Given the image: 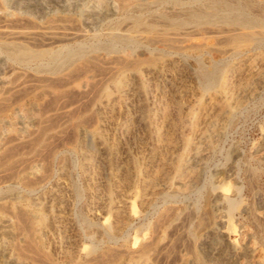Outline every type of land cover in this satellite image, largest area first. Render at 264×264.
I'll return each instance as SVG.
<instances>
[{
  "label": "rangeland",
  "instance_id": "1",
  "mask_svg": "<svg viewBox=\"0 0 264 264\" xmlns=\"http://www.w3.org/2000/svg\"><path fill=\"white\" fill-rule=\"evenodd\" d=\"M0 18L6 49L83 52L55 72L0 53V264H264V0H0Z\"/></svg>",
  "mask_w": 264,
  "mask_h": 264
},
{
  "label": "bare ground",
  "instance_id": "2",
  "mask_svg": "<svg viewBox=\"0 0 264 264\" xmlns=\"http://www.w3.org/2000/svg\"><path fill=\"white\" fill-rule=\"evenodd\" d=\"M174 1V0H173ZM227 1V0H226ZM232 1V0H231ZM108 2V1H107ZM121 2V1H120ZM134 2V1H133ZM166 2V1H165ZM234 2V1H233ZM111 3V2H110ZM118 3V2H117ZM124 3V2H123ZM84 4H86V3H84ZM119 5V4H118ZM125 5H127V4H125ZM85 6V5H84ZM95 6V5H94ZM110 6H111V4H110ZM121 6V5H120ZM97 8V7H96ZM111 8V7H110ZM111 10V9H110ZM113 10V9H112ZM132 11V10H131ZM213 11V10H212ZM215 11H217V10H215ZM149 12V11H148ZM254 12V11H253ZM103 13V12H102ZM127 13V12H126ZM124 14V13H123ZM135 14V13H134ZM95 15H96V13H95ZM87 16V15H86ZM99 16V15H98ZM97 16V17H98ZM100 17V16H99ZM106 17V16H105ZM125 17V16H124ZM56 18H58V17H56ZM68 18V17H67ZM70 18V17H69ZM59 19V18H58ZM66 19V18H65ZM65 19H64V21H65ZM216 19H220L219 17H216V16H214V15H200V14H197V13H195V12H192V13H189L188 15H187V17H186V20L187 21H194V22H210V21H213V20H216ZM0 20H1V18H0ZM7 20H9V19H7ZM50 20V22L52 21V22H56V21H53L54 19H49ZM49 20H47V21H49ZM63 20V19H62ZM62 20H60L61 22H63ZM68 20V19H67ZM109 20V19H108ZM132 20V19H131ZM221 20L222 21H228V22H237V19L236 18H234V17H226V16H223V17H221ZM19 21V20H18ZM18 21H16L17 22V24H15V26H17V27H21V25H19L18 23ZM21 21V20H20ZM25 21H27V20H25ZM29 21V20H28ZM46 21V22H47ZM68 21H70V20H68ZM15 22V23H16ZM30 22V21H29ZM103 23L105 22V21H102ZM102 22H100V23H102ZM13 24H14V22H12ZM11 23V24H12ZM10 24V25H11ZM12 24V25H13ZM30 23H28V25H29ZM33 23H31V25H32ZM75 24V26H76V24H77V22H75L74 23ZM24 25H25V23H24ZM26 25H27V23H26ZM27 25V26H28ZM33 25H35V24H33ZM8 26V25H7ZM14 26V27H15ZM30 26V25H29ZM67 26V25H66ZM75 26H73V27H75ZM77 26H79V25H77ZM120 26H122V25H120ZM1 27H3V26H1ZM6 27V26H5ZM8 27H10V26H8ZM33 27V26H32ZM31 27V28H32ZM37 27V26H36ZM35 27V28H36ZM39 27V26H38ZM50 27V26H49ZM52 27V26H51ZM23 28H24V26H23ZM22 28V29H23ZM30 28V27H29ZM30 28V29H31ZM55 29L57 28V29H59L57 26L56 27H54ZM222 28H224V27H222ZM62 29V28H61ZM61 29L59 30V31H61ZM96 29H99V28H96ZM204 30H205V28H203ZM208 29V28H207ZM221 29V28H220ZM226 29V28H225ZM76 30V29H75ZM101 30V29H100ZM209 30H211L210 28H209ZM232 30V29H231ZM237 30V29H236ZM9 31V30H8ZM20 31H21V29H20ZM58 31V32H59ZM63 31V30H62ZM65 31V30H64ZM107 31V30H106ZM211 31H213V29L211 30ZM224 31V30H223ZM233 31V30H232ZM232 31H229L228 30V32L230 33V32H232ZM3 32V31H2ZM7 32V31H6ZM57 32V33H58ZM86 32V31H85ZM218 31H213L212 33H215V35L216 34H218L217 33ZM227 32V33H228ZM236 32V31H235ZM237 32H239V31H237ZM4 33H5V30H4ZM14 33V32H13ZM17 33V32H16ZM56 33V32H55ZM56 33V34H57ZM61 33V32H60ZM59 33V35H61ZM81 33H83V32H80V34ZM233 33V32H232ZM2 34V33H1ZM39 34V33H38ZM220 34V33H219ZM65 35V34H64ZM66 35H68V33H66ZM74 35H76V33H74ZM194 35H196V34H194ZM152 36V35H151ZM18 37H20V36H18ZM82 37V36H81ZM118 37V36H117ZM125 37V36H124ZM238 37L239 36H237L236 34H233V35H231V39L233 40V41H235V42H238L239 41V39H238ZM80 38V37H79ZM123 38V37H122ZM128 38V37H127ZM196 38H198V37H196ZM200 38V37H199ZM201 38H202V36H201ZM205 37L203 36V40L205 41V39H204ZM211 38V37H210ZM10 39V38H9ZM19 39V38H18ZM21 39H22V37H21ZM27 39V38H26ZM48 38H46V40H47ZM53 39V38H52ZM106 39V38H105ZM110 39V38H109ZM142 39V38H141ZM49 40V39H48ZM103 40V39H102ZM107 40V39H106ZM105 40V41H106ZM98 41V40H97ZM152 41V40H151ZM161 41V40H160ZM216 41V40H215ZM214 41V42H215ZM228 41V40H227ZM1 42H4V41H1ZM40 42V41H39ZM38 42V44L40 45L41 43H39ZM54 42H57V41H54ZM99 42V41H98ZM184 42H185V40H184ZM203 42V41H202ZM220 43L219 42V39L216 41V43ZM111 43V42H110ZM117 43V42H116ZM115 43V44H116ZM124 43V42H123ZM153 43H154V41H153ZM174 43V42H173ZM37 44V45H38ZM81 44V43H80ZM157 44H158V42H157ZM203 44V43H202ZM226 44V43H225ZM32 45V44H31ZM42 45V44H41ZM149 45V44H148ZM192 45V44H191ZM34 46V45H33ZM36 46V45H35ZM82 46V45H81ZM108 46V45H107ZM116 46V45H115ZM160 46V45H159ZM37 47V46H36ZM111 47H113V44H112V46ZM124 47V46H123ZM136 47V46H135ZM172 47V46H171ZM87 48V47H86ZM108 48H110L109 46H108ZM134 48V47H133ZM141 48V47H140ZM154 48V47H153ZM159 48V47H158ZM161 48V47H160ZM170 48V47H169ZM178 48V47H177ZM63 49L64 50H57V51H51V50H47V49H45V50H43V49H39V50H32V49H30L26 44H22V43H20V44H17L16 46H13V47H9V48H4L1 44H0V53H4V56L6 57V59H8V60H10L11 62H15V63H20V64H23L24 66H30V64L33 62V61H36L40 66H44V67H48V70H50V72H55L56 71V67H60L61 65H64L65 63H68L69 62V60H71V59H73V60H76V59H79V58H81V56L83 55V52H82V50H81V48L79 47V46H77V47H63ZM83 49H84V47H83ZM112 49V48H111ZM124 48H122L121 47V50H123ZM126 49V48H125ZM116 50V49H115ZM215 50V49H214ZM117 51V50H116ZM160 51H161V49H160ZM217 51V50H216ZM111 52H112V50H111ZM169 52V51H168ZM247 52V51H246ZM114 53V52H113ZM223 53V52H222ZM221 52H220V54H222ZM129 54V53H128ZM144 54V53H143ZM140 55V54H139ZM146 55V54H145ZM223 55V54H222ZM102 56V55H101ZM101 56H99V57H101ZM117 56V55H116ZM219 56V55H218ZM98 57V58H99ZM114 56H112V58H113ZM93 58V57H92ZM183 58V57H182ZM101 60H102V58H100ZM115 59V58H114ZM181 59V58H180ZM139 60V59H138ZM137 60V61H138ZM145 60V59H144ZM143 60V61H144ZM184 60V59H183ZM201 60V59H200ZM215 60V59H214ZM218 60V59H217ZM86 61V60H85ZM99 61V60H98ZM104 61V60H103ZM103 61H101V63L103 62ZM106 61H108V60H106ZM111 60H109V62H110ZM113 61V60H112ZM116 61V60H115ZM120 61V60H119ZM125 61H127L126 59H125ZM140 61V60H139ZM146 61V60H145ZM213 61V60H212ZM136 62V61H135ZM141 62H142V60H141ZM148 62H150L149 60H148ZM216 62V61H215ZM219 62H221V61H219ZM113 63V62H112ZM111 63V64H112ZM128 63V62H127ZM171 63V62H170ZM189 63V62H188ZM89 64H91V63H89ZM93 64V63H92ZM104 64H108V62H104ZM119 64V63H118ZM129 64V63H128ZM132 64H134V63H132ZM136 64V63H135ZM168 64V63H167ZM81 66H82V64H80ZM97 65V64H96ZM95 65V66H96ZM122 65H123V63H122ZM137 65V64H136ZM170 65V64H169ZM194 65V64H193ZM19 66V65H18ZM92 66V65H91ZM98 66V65H97ZM135 66V65H134ZM133 66V67H134ZM86 67V66H85ZM79 68V67H78ZM78 68L76 69V70H78ZM81 68V67H80ZM88 68H90V69H94V68H91V67H88ZM104 69H106V68H104ZM107 69H111V68H107ZM117 69V68H116ZM115 69V70H116ZM122 69V68H121ZM132 69V68H131ZM80 71H82L83 72V70L84 69H79ZM75 71V73H76V75H78V73L77 72H79V75H80V71ZM89 70V69H88ZM95 70V69H94ZM115 70H114V72H115ZM144 70V69H143ZM10 71V70H9ZM87 71V70H86ZM100 71V70H99ZM99 71H98V73L96 72L95 74L96 75H98L99 74ZM102 71V70H101ZM106 71V70H105ZM113 70H110V73L112 72ZM11 72V71H10ZM73 72V71H72ZM72 72H70V74H73ZM85 72V71H84ZM104 72V71H103ZM74 73V74H75ZM109 73V74H110ZM69 74V75H70ZM83 74V73H82ZM82 74H81V76H82ZM100 74H102V73H100ZM99 74V75H100ZM103 74H105V73H103ZM106 74H108L107 72H106ZM112 74L113 73H111L110 74V76H112ZM126 74V73H125ZM219 74L220 73H216L214 70H204V72H203V78H204V80H205V82L207 83L206 84V86H210V85H213L217 80H218V77H219ZM16 75H18V74H16ZM104 76V75H103ZM109 76V77H110ZM32 77H33V75H32ZM74 77H77V76H75L74 75ZM94 77V76H93ZM28 78V77H27ZM30 78V77H29ZM28 78V79H29ZM40 78V80H41V78L42 77H39ZM104 78H108V76L107 75H105V77ZM32 79V78H31ZM34 79V78H33ZM44 79V78H43ZM42 79V81H44ZM53 79V78H52ZM56 79V78H55ZM60 79V78H59ZM69 79L70 80H73L72 78H70L69 77ZM69 79H67V80H69ZM75 79V78H74ZM77 79V78H76ZM87 79V78H86ZM2 80V79H1ZM25 80H27V79H25ZM48 81H49V78L47 79ZM51 80V79H50ZM58 80V79H57ZM63 79H61V81H62ZM66 80V81H67ZM69 80V81H70ZM99 80V79H98ZM101 80V79H100ZM258 80V79H257ZM3 81V80H2ZM6 81V80H5ZM23 81L24 80H22V82H20V83H23ZM30 81V80H29ZM34 81V80H33ZM46 81V80H45ZM52 81V80H51ZM63 81H65V80H63ZM97 81V80H96ZM102 81H104L103 80V78H102V80H101V82ZM193 81V80H192ZM251 81V80H250ZM259 81V80H258ZM58 82H60V81H58ZM260 82V81H259ZM67 83H69L68 81H67ZM67 83H65V84H67ZM103 83V82H102ZM101 83V84H102ZM198 83V82H197ZM2 84V83H1ZM4 84V83H3ZM60 84V83H59ZM84 84V83H83ZM92 84V83H91ZM101 84H97L98 86H99V88L98 89H100V86H101ZM202 84V83H201ZM260 84V83H259ZM18 85V84H17ZM48 85V84H47ZM51 85H54V84H51ZM61 85H62V83H61ZM85 85V84H84ZM83 85V86H84ZM89 86H90V83L88 84ZM93 85V87H94V85L95 84H92ZM96 85V87H98ZM35 86H37V85H35ZM55 86V85H54ZM60 86V85H59ZM58 86V87H59ZM80 86H81V84H80ZM109 86V85H108ZM251 86V85H250ZM16 87V86H15ZM28 87V86H27ZM31 87V85H29V87L28 88H30ZM34 87V86H33ZM32 87V88H33ZM38 87V86H37ZM82 87V86H81ZM93 87H91V89L90 90H94L93 89ZM252 87H253V84H252ZM31 88V89H32ZM36 88V87H35ZM209 88V87H208ZM10 89V88H9ZM71 90H72V88H70ZM209 89H211V88H209ZM252 89V88H251ZM250 89V90H251ZM1 90V89H0ZM26 90V89H25ZM29 90V89H28ZM70 90V91H71ZM74 90V89H73ZM97 90V89H96ZM205 90V89H204ZM207 90V89H206ZM248 90H249V88H248ZM249 90V91H250ZM29 91H32V90H29ZM29 91L27 92V93H29ZM67 91V90H66ZM66 91H65V95H67L66 94ZM75 91V90H74ZM89 91V90H88ZM215 91V90H214ZM248 91V92H249ZM4 92V91H3ZM26 92V91H25ZM252 92V91H251ZM14 93V92H13ZM45 93H46V91H45ZM49 93H51V92H49ZM94 93V92H93ZM130 93V92H129ZM239 93H241V92H239ZM3 94V93H2ZM91 94H92V91H91ZM96 93H94V95H95ZM11 95H13V94H11ZM21 95H22V93H21ZM20 95V96H21ZM25 95V94H24ZM49 95V94H48ZM64 95V96H65ZM72 95V94H71ZM89 95V94H88ZM52 96V95H51ZM69 96V95H68ZM250 96H251V94H250ZM22 97V96H21ZM24 97V96H23ZM54 97V96H53ZM56 97H58L59 98V96H56ZM63 97V96H62ZM74 97V96H73ZM211 97H213V96H211ZM223 97V96H222ZM51 98V97H50ZM55 98V97H54ZM81 98V97H80ZM93 96H92V99L91 100H93ZM1 99V98H0ZM20 99V98H19ZM57 99V98H56ZM205 99V98H204ZM5 100H9L8 98H6ZM11 100V99H10ZM18 100V99H17ZM51 100H52V98H51ZM54 100V99H53ZM59 100V99H58ZM57 100V101H58ZM12 101V100H11ZM47 101V100H46ZM47 102H49V101H47ZM55 102V101H54ZM176 102V101H175ZM204 102V101H203ZM169 103V102H168ZM12 104V103H11ZM46 104V103H45ZM173 104V103H172ZM233 104V103H232ZM0 105H2L1 103H0ZM5 105V104H4ZM10 105V104H9ZM8 105V106H9ZM41 105V104H40ZM39 105V106H40ZM89 105V104H88ZM196 105V104H195ZM195 105L193 106V107H195ZM7 106V104L5 105V107ZM42 106V105H41ZM4 107V106H3ZM181 107V106H180ZM193 107H191V109L193 108ZM198 107V106H197ZM229 107V106H228ZM7 108V107H6ZM43 108V107H42ZM174 108V107H173ZM245 108V107H244ZM21 109V108H20ZM195 109V108H194ZM207 109V108H206ZM240 109V108H239ZM243 109V108H242ZM40 110H42V109H40ZM209 110V109H208ZM36 111V110H35ZM38 111V110H37ZM188 111V110H187ZM191 111V110H190ZM193 111V110H192ZM201 111H202V108H201ZM240 111V110H239ZM40 112V111H39ZM94 112V111H93ZM68 113V112H67ZM43 113H41V115H42ZM94 113H92L91 115H93ZM188 114V113H187ZM206 114V113H205ZM40 115V116H41ZM56 115V114H55ZM72 115V114H71ZM90 115V116H91ZM190 115H192V114H190ZM202 115V114H201ZM211 115V114H210ZM50 116H52V115H49L48 117H50ZM54 116V115H53ZM73 116H75V115H73ZM153 116V115H152ZM169 116V115H168ZM228 116V115H227ZM88 117V116H87ZM86 117V118H87ZM92 117V116H91ZM148 117V116H147ZM156 117H157V115H156ZM180 117V116H179ZM190 117V116H189ZM215 117V116H214ZM52 117H50V118H48V121H49V119H51ZM181 118V117H180ZM185 118V117H184ZM203 118V117H202ZM224 118V117H223ZM94 119V118H93ZM93 119H91V120H93ZM31 120H32V118H31ZM47 119H43L41 122H44V121H46ZM87 120V119H86ZM182 120V119H181ZM201 120V119H200ZM220 120V119H219ZM234 120H236V119H234ZM233 120V121H234ZM83 121H84V123H85V119H83ZM82 121V122H83ZM162 121V120H161ZM208 121V120H207ZM93 122H94V120H93ZM92 122V123H93ZM206 122V121H205ZM8 123V122H7ZM173 123V122H172ZM186 123V122H185ZM205 124V123H204ZM49 125V124H48ZM54 125H55V123H54ZM75 125V124H74ZM50 126H53V124L52 125H50ZM72 125H70V127H71ZM183 126V125H182ZM218 126V125H217ZM234 126V125H233ZM16 127V126H15ZM46 128H47V125L45 126ZM157 127V126H156ZM232 127V126H231ZM18 128V127H17ZM16 128V129H17ZM43 129L41 130V131H43L44 130V126L42 127ZM199 128V127H198ZM71 129H72V127H71ZM155 129V128H154ZM205 129V128H204ZM65 130V129H64ZM184 130V129H183ZM34 131H35V129H34ZM41 131L39 132V135H40V133H41ZM155 131V130H154ZM33 132V130H31V132H29V133H32ZM197 132V131H196ZM28 133V134H29ZM74 133V132H73ZM72 133V134H73ZM158 133V132H157ZM27 134V133H26ZM27 134V135H28ZM39 135L37 136V137H39ZM55 135V134H54ZM183 135V134H182ZM41 136V135H40ZM51 136H53V134H51ZM71 136V135H70ZM17 137H19V136H17ZM17 137H15L16 139H17ZM12 139V138H14V136L13 137H9L7 140H9V139ZM156 139V138H155ZM13 140V139H12ZM36 140V139H35ZM72 140V139H71ZM215 140V139H214ZM157 141V140H156ZM171 141V140H170ZM189 141V140H188ZM156 143V142H155ZM154 143V144H155ZM183 143V142H182ZM192 143V142H191ZM194 143V142H193ZM196 143H198V141L196 142ZM201 143V142H200ZM204 142H202V144H203ZM24 144V143H23ZM27 144H29V142H27ZM19 145V144H18ZM50 144H47V147L49 146ZM51 145H52V143H51ZM206 145V144H205ZM23 146V145H22ZM26 146V145H25ZM184 146V145H183ZM11 147H13V146H11ZM43 147H45V144H44V146ZM54 146H52V148H53ZM173 147V146H172ZM186 147V146H185ZM191 147V146H190ZM14 148V147H13ZM16 148V147H15ZM31 148V146L29 147V148H26V150L27 149H30ZM51 148V147H50ZM163 148V147H162ZM181 148V147H180ZM205 148V147H204ZM17 149V148H16ZM18 149H20V148H18ZM17 149V150H18ZM173 149V148H172ZM15 150V149H14ZM51 150V149H50ZM50 150H48V151H50ZM151 150V149H150ZM201 150H203V148L201 149ZM16 151V150H15ZM15 151H12L14 154H15ZM39 151H42V150H39ZM38 151V152H39ZM192 152H193V150H191ZM218 151V150H217ZM221 151V150H220ZM164 152V151H163ZM167 152V151H166ZM188 152H189V150H188ZM5 153L7 154L8 152H6L5 151ZM48 153H50V152H48ZM11 154L12 153H9V155L11 156ZM38 154V153H37ZM156 152L155 153H153L152 154V156H155V160L156 161H158V160H160V159H158V157H156ZM161 154V153H160ZM170 154V153H169ZM8 154H7V156H9ZM71 155V154H70ZM210 155V154H209ZM5 156V155H4ZM38 156H41V155H38ZM170 156V159L172 158L171 156H172V154H170L169 155ZM1 157H3V155L1 156ZM35 157H37L36 155H35ZM184 157V156H183ZM34 158V157H33ZM43 158H45L44 156H43ZM180 158H182V157H180ZM36 159V158H35ZM34 159V160H35ZM42 159V158H41ZM184 159V158H183ZM234 159V158H233ZM30 160H33L32 158H30ZM23 161H25V160H23ZM27 161V160H26ZM46 161H48V160H46ZM161 161V160H160ZM175 161H176V159H175ZM233 161V160H232ZM20 162V164H21V162L22 161H19ZM28 162H29V160H28ZM180 162V161H179ZM194 162V161H193ZM48 163V162H47ZM46 163V164H47ZM184 163V162H183ZM189 163V162H188ZM16 165H13L14 167L16 166V167H18L20 164L17 162V163H15ZM22 164H23V166L25 165H27V163L25 162V163H23L22 162ZM49 164V163H48ZM193 164V163H192ZM159 165H161V164H159ZM23 166H22V168H23ZM152 166V165H151ZM156 166V165H155ZM11 167V166H10ZM9 167V168H10ZM12 168L11 170H13L14 171V169L16 168ZM45 167V166H44ZM8 168V169H9ZM149 169L151 168L152 169V167H148ZM234 168V167H233ZM7 169V170H8ZM44 171H46V167L43 169ZM231 170H233V169H231ZM159 171H161L160 170V168H159ZM169 171V170H168ZM180 171H182V170H179V172ZM186 171V170H185ZM240 171V170H239ZM8 172H9V170H8ZM10 172H12V171H10ZM15 172V171H14ZM12 174H14V173H12ZM47 174H48V172H47ZM233 174H234V172H233ZM226 175V174H225ZM1 176V175H0ZM179 176V175H178ZM195 176V175H194ZM188 177V176H187ZM39 178H40V176H39ZM42 178H43V176H42ZM160 178V177H159ZM164 179H166V178H164ZM168 179V178H167ZM201 179H203V178H201ZM40 180H41V178H40ZM39 180V181H40ZM160 180V179H159ZM36 181V180H35ZM157 181V180H156ZM28 182V181H27ZM27 182H24V184H28ZM38 182V181H37ZM49 182H50V180H49ZM160 182V181H159ZM187 182V181H186ZM197 182V181H196ZM204 182V181H203ZM34 183V182H33ZM205 183V182H204ZM240 183V182H239ZM48 184V183H47ZM202 184V183H201ZM11 185V184H10ZM12 185H14V184H12ZM46 185V184H45ZM44 185V186H45ZM185 185V184H184ZM183 185V186H184ZM200 185V184H199ZM187 187V186H186ZM41 189V188H40ZM198 189V188H197ZM32 191V188H31V186L30 187H28V188H26V192H31ZM193 191V190H192ZM207 192V191H206ZM190 193H192L191 191H190ZM190 193H189V195H190ZM209 194L210 193H207L206 194V196H208V198H209ZM187 195V194H186ZM6 197V196H5ZM189 198V197H188ZM149 199V198H148ZM174 199H176L175 197H174ZM178 199H179V197H178ZM183 199V198H182ZM204 199H205V197H204ZM236 199V198H235ZM208 200V199H207ZM175 202V201H174ZM179 202V201H178ZM206 202V201H205ZM204 202V203H205ZM32 204V203H31ZM74 204V206H75V203H73ZM164 204V203H163ZM76 205H77V203H76ZM152 205V204H151ZM208 206V205H207ZM204 207H205V205H204ZM230 208V207H229ZM187 209H189V210H191V208H187ZM260 209V208H259ZM18 210V209H17ZM173 211H174V209H172ZM195 210V209H194ZM19 212H21V210H18ZM172 211V212H173ZM206 211V210H205ZM188 212H190V211H188ZM227 212V211H226ZM225 212V213H226ZM191 213H194V212H191ZM201 213V212H200ZM199 213V214H200ZM208 213H209V209H208ZM76 214V213H75ZM186 214H187V212H186ZM210 214V213H209ZM7 215V214H6ZM147 215V214H146ZM171 215V214H170ZM169 215V216H170ZM191 215V214H190ZM189 216V215H188ZM195 216V215H194ZM206 216V215H205ZM168 216H166V218H167ZM183 217H185L184 215H183ZM183 217H181V219L180 220H182V218ZM187 217V216H186ZM188 218V217H187ZM191 218V217H190ZM203 218V217H202ZM15 219V218H14ZM160 219V218H159ZM184 219V218H183ZM186 219V218H185ZM189 219V218H188ZM187 219V220H188ZM199 219V218H198ZM201 219V218H200ZM199 219V220H200ZM166 220V219H165ZM186 220V222H188ZM190 220V219H189ZM224 220V219H223ZM22 221V220H21ZM31 222H30V226H31V228L33 229V234L36 236L37 235V233L39 232V228L40 227H38L37 225L39 224V218H34V219H31L30 220ZM76 221H77V219H76ZM160 221V220H159ZM158 221V222H159ZM23 222V221H22ZM161 222V221H160ZM210 222V221H209ZM185 223V222H184ZM27 224V223H26ZM35 224H36V226H35ZM79 224V223H78ZM179 224V223H178ZM183 224V223H182ZM182 224L180 225V226H182ZM187 223H185V225H186ZM204 225H205V221H204V223H203ZM207 224V223H206ZM10 225V224H9ZM157 225H159L158 223H157ZM156 225V226H157ZM175 225V224H174ZM195 225H196V223H195ZM19 227L20 225H17L16 224V227ZM21 226H23V229H24V225H21ZM21 226L19 227L20 229H21ZM27 226V225H26ZM203 226V225H202ZM6 227V226H5ZM176 227V226H175ZM174 227V228H175ZM184 227H186V226H184ZM25 228H27V227H25ZM154 228H156L155 226H154ZM181 228V227H180ZM240 228V227H239ZM19 229V230H20ZM28 229V228H27ZM43 229V228H42ZM172 229V228H171ZM170 229V232L172 231ZM22 230V229H21ZM20 230V231H21ZM25 230V229H24ZM153 230H155V229H153ZM26 231V230H25ZM156 231V230H155ZM117 232V231H116ZM146 232V231H145ZM173 232H175L174 230L172 231V234H173ZM200 232V231H199ZM26 233H28V232H26ZM81 233V232H80ZM168 234H169V231L167 232ZM82 234V233H81ZM104 234H106V233H104ZM171 234V233H170ZM169 234V235H170ZM183 234V233H182ZM29 234H27V236H28ZM169 235H168V237H169ZM185 235V234H184ZM20 236V235H19ZM29 237V236H28ZM122 237V236H121ZM204 237V236H203ZM210 237H211V235H210ZM210 237H208V238H210ZM225 237V236H224ZM85 238V237H84ZM176 238V237H175ZM174 238V239H175ZM183 238V237H182ZM177 239V238H176ZM175 241V240H174ZM173 241V242H174ZM177 241V240H176ZM185 241V240H184ZM224 241H226V240H224ZM1 242V241H0ZM112 242H114V239H113V241ZM116 242H118V240L116 241ZM178 242V241H177ZM176 242V243H177ZM206 242V241H205ZM3 243V242H2ZM105 243V242H104ZM146 243H149V242H146ZM166 243L167 242H165V244L164 245H166ZM175 243V244H176ZM179 243V242H178ZM226 243V242H225ZM28 244H29V242H28ZM46 244V243H45ZM174 244V243H173ZM190 244H191V242H190ZM203 244V243H202ZM202 244H201V246H202ZM17 245V244H16ZM144 245V244H143ZM27 248H28V250L30 249L31 251L32 250H34V249H32V247H31V245H30V248H29V245H25ZM171 246V245H170ZM179 246V245H178ZM205 246H207V245H205ZM225 246V245H224ZM164 247V246H163ZM172 247V246H171ZM175 247V246H174ZM188 247V246H187ZM192 247V246H191ZM159 248V247H158ZM189 248V247H188ZM18 249V248H17ZM16 249V250H17ZM169 249V248H168ZM170 249H172V248H170ZM159 249H157V251H158ZM193 250V249H192ZM18 251V250H17ZM27 251V250H26ZM73 251V250H72ZM156 251V252H157ZM167 251V250H166ZM116 252V251H115ZM119 252H124V251H119ZM176 252V251H175ZM192 252V251H191ZM33 253L35 254V255H37L38 254V252L37 253H35V251H33ZM40 253V252H39ZM72 253H74V252H72ZM117 253H118V251H117ZM125 253V252H124ZM158 253V252H157ZM165 253V252H164ZM18 254H20V256H21V254L22 253H19V251H18ZM53 254V253H52ZM111 254V253H110ZM113 254V253H112ZM115 254V253H114ZM192 254V253H191ZM242 256H244V258H245V260L241 263V264H257V263H255L254 261H252V249L251 248H245V249H243L242 250V252L240 253ZM39 255V254H38ZM108 256H111V255H109V254H107ZM115 255H118V254H115ZM162 255V254H161ZM22 256H23V254H22ZM26 256V255H25ZM27 257V256H26ZM42 257V255L40 254V256H39V258H41ZM192 257H194L193 255H192ZM30 258H32V257H30ZM48 258V257H47ZM63 258V257H62ZM99 258V257H98ZM97 258V259H98ZM115 258H116V256H115ZM32 259H34V261H35V259L36 258H32ZM43 259V258H42ZM42 259H36L37 260V262H40L39 260H41V262H42ZM96 259V260H97ZM112 259H114V258H112ZM99 260H101V259H99ZM143 260H144V258H143ZM154 260V259H153ZM43 261H45L44 259H43ZM51 261V260H50ZM50 261H48V262H50ZM176 261V260H175ZM207 261V260H206ZM45 262H47V261H45ZM47 262V263H48ZM96 262V261H95ZM144 262V261H143ZM70 263H72V261L70 260ZM97 263H98V261H97ZM202 264V263H201Z\"/></svg>",
  "mask_w": 264,
  "mask_h": 264
}]
</instances>
